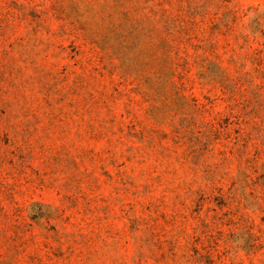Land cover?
<instances>
[{"label": "rangeland", "instance_id": "374dc122", "mask_svg": "<svg viewBox=\"0 0 264 264\" xmlns=\"http://www.w3.org/2000/svg\"><path fill=\"white\" fill-rule=\"evenodd\" d=\"M0 264H264V0H0Z\"/></svg>", "mask_w": 264, "mask_h": 264}]
</instances>
